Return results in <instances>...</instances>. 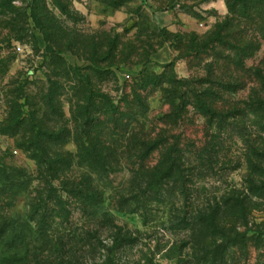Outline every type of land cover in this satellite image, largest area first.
I'll use <instances>...</instances> for the list:
<instances>
[{"label":"rangeland","instance_id":"rangeland-1","mask_svg":"<svg viewBox=\"0 0 264 264\" xmlns=\"http://www.w3.org/2000/svg\"><path fill=\"white\" fill-rule=\"evenodd\" d=\"M232 1L233 14L226 0H11L14 13L0 5V264H98L107 255L111 264H191L194 243L175 219L182 196L155 204L158 210L153 207L143 222L140 212H130L129 201H120L129 176L124 168L106 180L94 176L102 199L83 207L57 185L62 176L42 182L45 167L32 158L26 129L31 112L46 129H66L69 137L51 150L75 156L83 98L92 96L91 106L101 108L104 95L124 112L134 100L132 88L144 80L145 89L137 90L144 110L134 102L137 113L125 114L115 126L102 111L95 115L116 153L146 154L154 164L162 149L142 150L133 142H177L191 163L190 203L242 191L251 177L263 181L264 172H252L248 163L264 171V6ZM245 5L250 15H244ZM16 12L17 33L6 24ZM228 20L236 38L257 46L241 70L218 59L229 54L220 44L197 48ZM57 46L65 49L57 53ZM225 68L232 74L226 76ZM51 82L56 96L46 102ZM227 82L230 88L222 89ZM205 88L211 89L215 117L196 111ZM12 106L23 123L15 133L5 131ZM80 173L77 167L64 172L67 179ZM248 204V227L262 232L263 241L236 250L228 264H264V199L253 197ZM38 221L46 225L40 228ZM124 234L130 243H120Z\"/></svg>","mask_w":264,"mask_h":264},{"label":"trees","instance_id":"trees-1","mask_svg":"<svg viewBox=\"0 0 264 264\" xmlns=\"http://www.w3.org/2000/svg\"><path fill=\"white\" fill-rule=\"evenodd\" d=\"M226 1L229 12L232 14L236 13L233 5L234 1ZM230 1L233 4H229ZM240 1L246 4L248 0ZM10 2L11 0H0V5L11 9ZM257 4L264 6V0H255L253 5ZM244 7L246 8L244 15H250L251 12L248 11L252 8L246 5ZM10 11L14 13L15 10L11 9ZM15 14L16 16L8 19L6 24L11 28L12 32L17 33L21 30L19 26L21 13L16 12ZM235 35L236 32L229 20L217 23L214 33L202 44H197V48L205 50L211 47L210 45L220 44L229 54H220L218 59L227 61L226 67L234 65L236 69L241 70L244 67V60L254 53L257 46L254 43L245 42L243 37L236 38ZM193 39H191L192 42ZM108 48L107 57L112 52L113 46L109 45ZM54 49H56V46ZM63 49H65L64 46H57V51L55 52L59 53ZM211 50L214 51V48H211ZM53 54H55L54 51ZM55 57L60 59L58 56ZM225 69L224 73H227L226 76L232 74L230 68ZM147 83L149 82L141 80L140 83L132 88L134 100L125 106L124 112L120 110V106L114 107L104 95L100 98L106 106L102 105L101 108L91 106L92 96L83 98L85 104L78 106L80 109L78 116L81 119V124L79 125V136L76 138L77 152L75 156L68 151H52V146H62L64 144L67 137H69V132L64 128L46 129L45 123L36 121L31 112L30 126L26 129L29 134L26 142L28 143V149H31V156L35 162L45 167L42 171V182L46 184V180L49 178V183L52 184L54 181H59L60 176H62L64 180H60L57 185L63 187V191L70 199H76L83 207H87L96 205L102 199V192L98 191L93 184L94 176L98 179L106 180L114 172L122 171L126 168L129 176L125 181L123 192L120 193V201L122 203L129 201L132 205L130 212H140L142 221L146 222L154 209L153 207L158 210L156 205L165 202L166 197L174 193L179 194L183 197L184 203H182L180 208H177L175 219L177 221L180 220L183 229L189 233L194 243L192 256L190 257L192 259L189 260V263L228 264L229 261L233 260L236 250L246 252L251 247H257L263 241L262 232L248 227V217L252 208L248 204V200L253 197L264 199V180L257 183L256 179L251 177L248 181V186L243 188L242 191L231 190L220 197H206L200 204L190 203L189 201L192 200L190 198L193 194L189 192L188 184L191 182L190 177L192 174L188 168L192 169L191 163L188 164V160L181 153L177 142L170 143L167 140L133 142L135 144L134 147L142 150L162 149V153L154 164H150L151 160L146 154L125 157L116 153V150H114L116 148L103 138L106 125H104L101 118L95 115L102 111L103 117L115 126L117 125L115 121L125 117V114H131L133 111L134 114L137 113V110L132 106L134 102L137 103L138 106L136 107L138 109L144 110V106L141 103L142 96L137 93V90H144ZM229 83H223L221 88L229 89ZM50 84L53 90L50 88L48 95L44 96L46 102L56 96V85L53 82ZM210 90L205 88L200 93L201 95L197 100L198 106H195L197 108L196 111L207 118L215 117L217 112ZM85 91L90 93L89 89ZM10 113V124L6 126L5 131L15 133L23 125L19 118L21 113L18 106L17 108L12 106ZM218 129H221L220 126H218ZM200 166L204 167L201 164ZM71 167L81 169L82 173L77 178L69 177L67 179L64 172ZM248 167L254 173L257 171L260 173L264 172L259 167H253L250 161ZM49 190L55 191L52 186H49ZM186 195H188V199ZM233 217L240 220L237 223L230 221ZM109 222L113 224L112 219ZM42 223L44 224L43 221H38L36 224L41 228ZM113 227L114 229L117 228L116 231L118 233L121 231V228L115 224ZM241 227L245 229L241 230ZM126 236L127 234L122 236L123 238L121 239L123 241L120 243H130L131 240L126 238ZM62 245L63 242H59L58 246L60 248ZM98 264H111L110 256L107 255Z\"/></svg>","mask_w":264,"mask_h":264},{"label":"crops","instance_id":"crops-1","mask_svg":"<svg viewBox=\"0 0 264 264\" xmlns=\"http://www.w3.org/2000/svg\"><path fill=\"white\" fill-rule=\"evenodd\" d=\"M160 52H161V51H160ZM160 52H158L157 54H159V57H161V58H163V57H165V55H167V51H165V50H163V52H161V53H160ZM161 55H162L163 57H162Z\"/></svg>","mask_w":264,"mask_h":264},{"label":"built area","instance_id":"built-area-1","mask_svg":"<svg viewBox=\"0 0 264 264\" xmlns=\"http://www.w3.org/2000/svg\"><path fill=\"white\" fill-rule=\"evenodd\" d=\"M15 50L18 51V52L22 51L21 45H16L15 46ZM14 152H16V151H14Z\"/></svg>","mask_w":264,"mask_h":264}]
</instances>
